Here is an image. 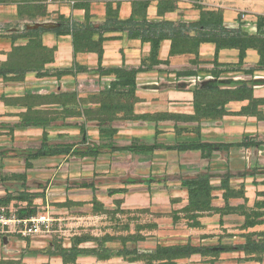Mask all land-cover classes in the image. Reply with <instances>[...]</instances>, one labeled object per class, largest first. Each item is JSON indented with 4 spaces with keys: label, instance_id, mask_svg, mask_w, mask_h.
<instances>
[{
    "label": "crops",
    "instance_id": "crops-1",
    "mask_svg": "<svg viewBox=\"0 0 264 264\" xmlns=\"http://www.w3.org/2000/svg\"><path fill=\"white\" fill-rule=\"evenodd\" d=\"M166 3L176 8L166 10ZM200 8L220 9L228 30L260 35L264 0H0V70L13 48L36 39L56 49L43 69L11 73L7 80L0 73V200L13 196L11 208L35 209L59 220L68 207H92L95 200L126 214L150 210L182 216L189 205L183 181L209 174L212 207L226 215L206 214L199 218L201 227L186 225L194 240L176 246L207 252L175 262L215 264L223 256V264H264V255L256 260L257 251L249 247L260 239L215 236L217 229L234 234L228 228L233 221L243 225L244 212L264 213V65L257 50H247L240 64L238 49L217 51L215 43H202L197 53L171 55L174 37L198 36ZM75 23L84 25L80 32H90L91 41L104 40L101 59L93 52L75 56L72 33H57L63 24ZM160 36L154 62L151 40ZM100 68L138 70L132 118L118 114L101 124L66 117L58 105H41L34 109L56 111L54 119L47 125H21L27 96L77 92L80 99L110 88L118 79ZM216 89L250 90L252 99L235 94L225 104L216 100L204 104L206 116L198 117L196 91ZM101 143L113 149L87 151ZM42 148L66 151L33 159L24 155ZM225 180L231 192L243 195L226 198ZM18 243L28 251L0 259L66 264L52 250L53 242L47 250L41 240ZM87 257L94 256L80 255L77 263Z\"/></svg>",
    "mask_w": 264,
    "mask_h": 264
},
{
    "label": "trees",
    "instance_id": "trees-1",
    "mask_svg": "<svg viewBox=\"0 0 264 264\" xmlns=\"http://www.w3.org/2000/svg\"><path fill=\"white\" fill-rule=\"evenodd\" d=\"M148 3L142 4L141 8L146 10ZM171 3H166L165 8L174 9ZM176 8V7H175ZM201 9V19L200 22L195 25L198 30V36L196 37H174L171 55L183 54L186 52H198V48L202 43H215L217 51L221 49H238L240 51L241 60L240 64L243 63L246 51L249 49L257 50L261 56V66L264 65V16L258 17L257 27L260 32L259 36H249L248 34L241 31H231L223 26V12L220 9ZM89 16V14H88ZM84 27L82 24H72V27L63 24L60 29L57 30L59 35L68 34L69 32L73 35L74 44V55L78 53H98L100 59L103 55L102 43L103 39L98 42L91 41L90 32L86 31L85 34L80 32ZM163 37H158L152 39V56L154 57V62H156V56L160 47V43ZM56 49H49L42 47L39 39L32 41L25 48H13L8 55L7 64L0 70V73L9 79V74L11 73H26L27 71H35L38 69H43L46 63H51L54 60V54ZM102 73L115 74L117 81L114 82L110 88H106L99 92L98 94H93L88 98H80L77 92H66L53 94L49 96H27L26 105L28 111L22 117V126H41L47 125L54 118L52 117L56 114V111H39L34 109L41 105H58L61 107L62 114L71 117H84L88 120H96L101 124H105L108 121L116 119L118 114H123V119L132 118L133 107L138 101L136 98V75L138 70L135 69H114V70H103L100 68ZM63 74L69 73V71L62 72ZM72 73V72H71ZM235 94H240V97L246 94L247 97L252 99V91L246 89H239L238 91H220V90H209V91H196L195 93V107L196 115L198 117L206 116L207 109L203 105H209L219 100L223 104L233 99ZM93 104L96 107L91 108L89 105ZM46 135V134H45ZM112 147L108 145L100 144L95 147L88 148V152L93 154H98L101 151L112 150ZM186 149V148H180ZM32 153L27 154V159H33L45 154L57 155L66 150L59 149H48L45 150L37 149L36 151L31 150ZM209 174H203L197 179L183 181L184 187L189 189V205L183 210V214L187 216L189 220L188 226L191 228L201 227L199 218L206 214L220 213L226 215L220 209L212 207V187L209 183ZM223 187L226 189L225 197H236L243 195L242 192L234 193L229 189L228 181L225 180ZM24 196H20L19 199L24 200ZM16 199L13 196H7L5 199L0 200V206H9L11 201ZM69 205V204H68ZM93 205H100L97 200L94 201ZM147 211V210H145ZM260 213V212H259ZM252 211L245 214V225L253 226L255 222L250 220V216L254 215L260 217L261 214ZM39 214L35 209H20L18 211L19 217H30ZM223 224V221L221 222ZM89 239H76L75 246L71 249H59V246L52 243V250L63 257L66 264L75 263V260L80 255L95 256L100 260H107L111 257H121L127 256L132 252L120 251L112 252L111 250L103 249H85L80 248L79 245L91 241ZM121 241L123 243L128 242H142L145 241V237L142 235H130L127 237H112L108 236L100 240V244ZM207 250L203 248H197L190 245L187 246H166L158 248L154 254V259L160 261H176L179 259H186L192 255L198 253H206Z\"/></svg>",
    "mask_w": 264,
    "mask_h": 264
},
{
    "label": "rangeland",
    "instance_id": "rangeland-1",
    "mask_svg": "<svg viewBox=\"0 0 264 264\" xmlns=\"http://www.w3.org/2000/svg\"><path fill=\"white\" fill-rule=\"evenodd\" d=\"M259 214H261L260 217L250 216V220L255 222L253 226H246L245 222L240 225V221H233L228 230L233 231L234 234H227V229H217L218 234L216 232L215 236L225 238L227 236L241 235L260 239L258 242L255 240L250 243L249 247L257 251V255L254 256L256 257L255 259L262 261V256L264 255V213ZM58 217L63 218L62 231L64 236L61 237L62 239L55 236L52 240L44 241L46 242L45 250H47L49 243L52 242L59 246V249H71L75 246L77 238H92L91 241L82 243L79 247L85 249H107L112 252H132L127 256L111 257L107 260H100L95 256L92 258L87 257L84 262L79 264H179L182 261H160L153 257L158 248L176 246L179 243L186 242L188 239L192 241L195 236L189 228H186L189 220L185 214H182V216L177 214L163 215L152 213L150 210H138L126 214L122 213L120 208L113 210L108 209L104 205H93L92 207L70 206L65 213L58 215ZM139 234L145 237V241L123 243L116 240L100 244V240L108 236L127 237ZM18 241H20L18 237L10 238L7 243L0 239V258H3L2 255L5 254L20 256L24 251L27 252L28 249H20ZM223 260L226 259H223V256H218L213 262L215 264H223L220 263ZM0 264L25 263L22 260L3 261L0 259ZM70 264H78L77 258L75 263Z\"/></svg>",
    "mask_w": 264,
    "mask_h": 264
},
{
    "label": "built area",
    "instance_id": "built-area-1",
    "mask_svg": "<svg viewBox=\"0 0 264 264\" xmlns=\"http://www.w3.org/2000/svg\"><path fill=\"white\" fill-rule=\"evenodd\" d=\"M32 151H25V156ZM62 220L54 219L52 215L39 213L30 217H19L18 211L10 206H0V239L10 238L31 240H52L55 236H64Z\"/></svg>",
    "mask_w": 264,
    "mask_h": 264
},
{
    "label": "water",
    "instance_id": "water-1",
    "mask_svg": "<svg viewBox=\"0 0 264 264\" xmlns=\"http://www.w3.org/2000/svg\"><path fill=\"white\" fill-rule=\"evenodd\" d=\"M4 243H7V241H6V240H4Z\"/></svg>",
    "mask_w": 264,
    "mask_h": 264
}]
</instances>
